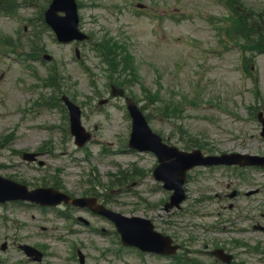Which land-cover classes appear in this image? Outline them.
<instances>
[{
    "label": "rangeland",
    "instance_id": "obj_1",
    "mask_svg": "<svg viewBox=\"0 0 264 264\" xmlns=\"http://www.w3.org/2000/svg\"><path fill=\"white\" fill-rule=\"evenodd\" d=\"M26 1L16 0L18 10L0 16V176L30 190L49 186L73 198L96 197L124 216L150 219L175 236L189 264H219L210 254L218 247L233 255L234 264H264V232L259 230L264 227V168L193 169L185 186V212L166 215L160 206L168 192L152 177L156 158L127 148L131 121L123 100L109 96L110 85L117 84L140 107L145 92H159L152 101L156 108L184 96L194 99L176 110L174 118L151 111V129L184 151L264 156V138L254 119L264 111V54L247 52L244 74L238 48H228L219 32L222 25L217 29L220 18L230 19L225 7L218 0H76L79 28L91 39L62 45L50 31L39 35L37 18L47 0ZM237 1L245 8L239 5L240 15L257 22L253 40L263 38L264 0ZM34 26L44 48L39 58L7 54L1 44L5 36L23 45L24 53ZM103 38L127 47L135 75L104 71L92 50ZM44 54L51 61L43 60ZM53 68L59 72L58 87L44 88ZM62 95L80 107L82 125L92 134L83 148L73 144L67 111L58 103ZM102 100L108 102L100 105ZM47 101L52 104L44 105ZM33 104L34 115L20 119L16 108ZM23 152L39 153L38 162L22 160ZM200 212L206 216H192ZM188 219L191 229L183 226ZM4 242L7 247L1 250ZM21 244L42 250L46 264H78L75 250L85 256V264H173L122 248L114 226L89 212L28 203L0 206V264H36L27 260Z\"/></svg>",
    "mask_w": 264,
    "mask_h": 264
},
{
    "label": "water",
    "instance_id": "obj_2",
    "mask_svg": "<svg viewBox=\"0 0 264 264\" xmlns=\"http://www.w3.org/2000/svg\"><path fill=\"white\" fill-rule=\"evenodd\" d=\"M57 12H63L64 17H58ZM48 22L53 26L58 39L60 41H68L74 38L80 39L82 36L76 31V8L74 0H54L53 5L46 14ZM116 94H122L117 91ZM129 110L134 119V130L131 135L130 145L135 148H149L150 143L154 137L146 129L144 122L138 115V112L129 103ZM79 113L77 109H72V129L73 132L80 135L82 130L78 125ZM165 150L167 152H165ZM164 159H169L166 162H162V166L157 172V176L166 182L167 187H173V178L177 174L179 168H182L179 174H183L184 171L192 167L189 160L181 159V155L174 149L163 148V151L158 153ZM34 156L25 155L24 159L33 160ZM45 191H39L38 193H13L12 185L8 182L0 180V201L26 198L31 201L39 202L42 205H54L58 203L63 196L54 194L51 200H41L40 193ZM180 196L178 195V201ZM117 229L121 234L122 243L124 245L136 246L145 251H154L159 253H169L166 248V240L162 239L159 235L152 232L150 223L139 219H122L115 218Z\"/></svg>",
    "mask_w": 264,
    "mask_h": 264
}]
</instances>
